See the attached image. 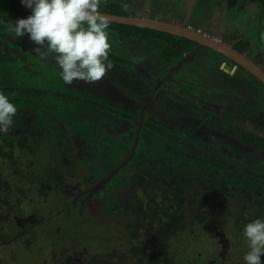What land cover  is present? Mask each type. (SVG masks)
I'll list each match as a JSON object with an SVG mask.
<instances>
[{
    "label": "flooded vegetation",
    "instance_id": "flooded-vegetation-1",
    "mask_svg": "<svg viewBox=\"0 0 264 264\" xmlns=\"http://www.w3.org/2000/svg\"><path fill=\"white\" fill-rule=\"evenodd\" d=\"M149 1H122V5H128L127 12L120 3L115 6L124 11L118 15L181 23L180 28L212 36L264 71V0H224L230 8L221 0ZM214 20H220L223 33L226 31L220 38L204 30ZM233 24L239 28L241 25L242 32H229ZM0 28L9 30V25L0 20ZM0 38L6 40L1 34ZM134 41L159 50L158 58L151 59L147 51L126 59L114 48L110 58H121L123 65H134L137 72L149 78L154 74H146L148 68L140 67L139 61L149 66V71L164 75L155 85L149 83L151 91L143 95L142 101H134L139 95L128 94L107 76L105 82L116 86L113 94L118 97H112V90L104 85L105 91L98 88L96 82L76 81L71 88L75 93L65 87L62 97L59 88L43 94L36 86H0V92L16 101L17 106L13 127L0 132V262L7 254L6 260L15 263L10 245L8 250L2 248L16 238L28 251L30 246L36 247L29 231L32 227L44 230L47 217L52 223L50 238L58 236L67 248L76 249L86 264H232L224 261L230 244L239 250L240 264H245L243 256L248 247L243 227L254 219H264V83L239 64L242 59L233 51L225 56L196 42L193 49L164 65L161 50L151 38ZM201 48L206 49V56L216 53L227 59L219 62V67L228 74L233 75L238 67L249 72L258 83L253 84L257 97L248 92L241 94V88L230 86L216 94L212 92L215 89H206L210 97H204L198 94L204 90L199 85L184 90L181 83L175 96L183 98L184 103L170 99L163 109L154 106L151 97L157 88L165 79L176 76L178 65L191 61ZM6 59L5 52L0 51V60ZM19 94L20 98L29 96V102L14 98ZM213 95L222 97L211 98ZM69 108L70 116L65 114ZM187 116L191 119L186 120ZM43 136L54 139L61 164L48 165V172L39 180L31 179L22 167ZM148 154L144 160L147 163L128 171L131 160ZM187 155H191L189 159ZM79 163L84 171L77 176L73 169ZM49 194L66 203L47 214L27 208L26 201ZM208 207L218 210L217 218ZM10 223L16 231L10 232ZM186 224L205 227L211 254L201 255L192 246L187 252L174 250L170 241L181 226L188 233L195 226ZM219 242L223 245L219 248L223 263L217 262L215 252ZM119 248L123 249L120 261L114 256ZM47 250L52 254L54 249ZM67 260V256L60 255L47 259L48 264H67Z\"/></svg>",
    "mask_w": 264,
    "mask_h": 264
},
{
    "label": "rangeland",
    "instance_id": "rangeland-1",
    "mask_svg": "<svg viewBox=\"0 0 264 264\" xmlns=\"http://www.w3.org/2000/svg\"><path fill=\"white\" fill-rule=\"evenodd\" d=\"M150 2L151 1L149 0H143L144 4H149ZM221 2L223 4L226 3V1L224 0H221ZM226 4H227L226 5L227 8H230L228 7L229 6L228 3ZM214 21L215 22H213L209 26H206L204 30L206 29L210 34H213L216 37L220 38L224 35V33H226V31H224L223 33V30L225 29L222 25H219V23L221 22L220 20H214ZM259 21H262L261 18H259ZM259 21L257 22V24L260 23ZM228 30L229 32L235 31L236 33L238 32L241 33L242 27L240 25L239 28L237 24H233L232 27L229 26ZM109 33H110L112 48L116 49V51L126 59H130V57L132 56L140 57L143 55L144 52L147 51L148 53L150 52L151 59L152 57L158 58L160 51L152 47L150 48L146 42L134 41L130 43H120L118 40V34L116 32H112L109 30ZM0 34L4 39L8 40L10 43L17 46L21 50L18 51L19 54L16 57L17 59L15 60H11V59H6L5 61L0 60V86L4 84H8V85L15 84L17 86L25 85L33 88L34 86H36L42 89L59 88V91H64L65 87H70V89H66V90L70 91V93L72 94L75 93L71 89L74 88V85L73 84L66 85L58 76V67L54 63L51 56L48 57L47 60L42 61L39 58V56L32 51L33 48L36 47V45H34L28 39L27 36L15 38L13 34L5 28L3 29L0 28ZM18 57L19 58L22 57V58L18 59ZM147 57L148 56H146V59ZM151 59L149 60L150 63H152ZM226 60L227 59L223 58L220 54H216V53L206 56V49L201 48L199 51H197L196 54L193 55L191 61L186 62V64L185 65L183 64L182 67H180L181 65H178L179 70L178 73H176V76H174L173 78L165 79L162 82V84L157 88V90L151 97V102L154 104V106H157L161 109H163V107L166 106V104H168L167 101L170 99L175 100L176 103H178L179 101L181 103H184L185 100L183 98L180 99L179 97L175 96V94H177L176 87H181V83L184 84L183 87L184 90L191 89L196 84L199 85L198 87H201L204 90L200 91L198 94L204 97H210L208 92H206V89L208 90L215 89V91L212 92L216 94V92H221L222 89H226L224 87L227 86H230L235 89L241 88V94L242 93L246 94V92H248L250 96L257 97V88L253 84H258V83L254 80L253 76L249 72H247L243 67H240L243 70H241L238 67L233 75L228 74L225 70L219 67L220 65L219 62L221 63ZM141 62L142 61H139L138 64L140 67L148 68V69L144 68V70L146 69L145 70L146 74L151 76L154 74L152 78H149L144 74L141 75L146 79V82L155 85L157 81L164 79L163 78L164 75L161 72L158 73L151 72L149 71V69L151 68L145 64H142ZM212 77H214L215 80L212 79ZM218 78L221 79L219 80ZM96 83L98 88L99 87L104 88L105 86L106 88H108L107 90H112V94L114 91V87H116L115 85H111L105 82L104 78ZM168 89H170V91ZM103 90L105 91V88ZM79 93H80L79 96L83 95L82 90L80 89H79ZM30 96L33 95L30 94ZM113 96L118 97L116 93L113 94L112 97ZM216 96L220 97L221 95H213L211 98H216ZM14 98H17L18 100L20 99L26 100L28 102L30 100L29 96L20 98V94L19 97H17V95H14ZM144 98H145L144 96H139V97L136 96V98H133V100L142 101ZM10 101L12 103L16 102L13 101V99ZM32 104L33 102H31L30 105ZM48 105L52 107V105H50V102L48 103ZM57 110L60 111L61 108H57ZM65 114L69 116L70 114L72 115V110H70L69 108L68 111L65 112ZM195 114H196V109L194 108L193 115ZM190 119L191 118H189L188 116L186 117V120H190ZM189 127L194 132H198L196 131L195 128H192L190 124ZM193 136L195 137V135ZM123 146L124 145L122 144V147ZM121 149L119 151H122ZM158 153L159 152H157V154ZM58 154H59L58 146L55 144L54 139L48 140L47 137L43 136L40 139L39 143L36 145V149L32 153V155L26 157V162L22 168L27 170L26 172L27 177L31 179L39 180L43 174H46L48 172V170L46 169V167L47 168L49 167L48 165L54 166L56 164L57 165L61 164V160L59 159ZM148 156L150 155L148 154L146 156L135 157L133 160L129 162L126 168H128V171L130 172L131 170H135L138 167H141V165L147 163L144 160L148 159L149 158ZM190 156L191 155H187L186 158L189 159ZM240 161L243 164H245V161L243 159H240ZM62 166H64L63 163ZM73 171L77 176H79L80 173L84 171L82 164L79 163L77 166H74ZM123 184H125V182H123ZM12 191L14 192V190ZM12 191L11 194H13ZM39 197L40 196L38 195L34 197L33 200L26 201L27 208L33 209V211H36L39 214H47V212L51 211L57 205H62V204L64 205L66 203L61 199H59V197L54 194H49L46 197H41V198ZM107 206L109 207V204ZM207 210L210 211V214L214 216V218H217L218 210L214 209L213 207H208ZM13 212L17 213V210L14 209ZM49 219H47V217L44 219L46 223V228H44V230L38 227H32L31 230L29 231L31 234H33L32 236L35 239L34 242L36 244V247L30 246L29 247L30 249L28 251L24 248L22 244L23 241L21 242L20 239L16 238L15 240L7 243L5 245L6 248L5 247L2 248L3 250H8L11 247L12 251H14L15 263L14 261L10 262L6 260L7 259V254H6L5 256H3L4 262H0V264H48L47 259L51 258V256L54 255H60L61 257L67 256L69 258V260H67V264H86L85 262H83L82 258L78 257V251L76 249L67 248L65 242L62 244V241L58 236L54 237V239L50 238V236L52 235L51 234L52 223L50 222ZM219 220L220 218H218V221ZM227 224L228 222L226 223V226ZM194 225L186 224V226H194V228H192L189 233L185 230V228H182L181 226V230H179L177 235L172 237L170 244H173L174 250L177 251L182 250L187 252V249L192 246L196 248L197 252L200 253L201 255L211 254L212 245L210 246L208 244L210 242V237L207 234L205 227L203 225L202 226L196 224ZM7 227L11 230L10 232L16 231L15 227L14 228L12 227V223L8 224ZM228 232H229V228L225 230L226 234ZM8 234L9 233H5V236H7ZM52 241L53 243H51ZM9 245L10 247H8ZM47 248L54 249L53 253L49 254ZM219 248H223L221 242H219L218 247H216L217 251L215 252L218 253L217 262L223 263ZM121 251H123V249L119 248L117 252L114 254V256L118 258L119 261H120L119 253ZM224 256H226L224 261L232 264H236V263L240 264L239 250L238 249L235 250L233 245L230 244L228 246L227 253H225Z\"/></svg>",
    "mask_w": 264,
    "mask_h": 264
},
{
    "label": "clouds",
    "instance_id": "clouds-1",
    "mask_svg": "<svg viewBox=\"0 0 264 264\" xmlns=\"http://www.w3.org/2000/svg\"><path fill=\"white\" fill-rule=\"evenodd\" d=\"M102 0H20L31 10L26 18L9 25L15 38L24 37L36 45L33 52L43 60L52 57L58 76L66 85L76 81L95 83L103 79L113 63L110 22L100 11ZM125 12L128 5H122ZM17 107L0 92V132L14 125ZM248 251L245 264H264V219H254L242 231Z\"/></svg>",
    "mask_w": 264,
    "mask_h": 264
},
{
    "label": "trees",
    "instance_id": "trees-1",
    "mask_svg": "<svg viewBox=\"0 0 264 264\" xmlns=\"http://www.w3.org/2000/svg\"><path fill=\"white\" fill-rule=\"evenodd\" d=\"M122 1L124 0H102L101 10L109 13L124 14V11L116 9L115 6L116 3L121 4ZM30 14L31 10L24 7L20 3V0H0V20L2 22L8 23V25L12 24L19 18H26ZM109 22V30H114L118 34V40L120 43L121 41L130 43L135 38L140 40L144 38H151L152 44L161 50L160 59L164 65H168L183 52L190 51L193 49V47H195V45H197L196 42L190 39L177 37L170 33L159 30L142 28L111 21ZM0 51L5 52L9 59L14 60L19 54L18 51L21 50L12 43L0 38ZM110 57L111 55L109 56V59L113 63V67L108 71L106 76L117 86L125 90L128 94L135 96H143L151 91L150 84L146 82V79L143 76H141L143 74L137 72L134 65H132V67H130L129 64L123 65L121 63V58ZM116 59L118 60L115 61ZM48 90L49 89H39V91L43 92V94L50 93ZM63 92L64 91H59L58 94L62 97ZM70 97L73 98V96ZM180 106L182 107L181 109L188 111L187 107H183L182 105Z\"/></svg>",
    "mask_w": 264,
    "mask_h": 264
},
{
    "label": "water",
    "instance_id": "water-1",
    "mask_svg": "<svg viewBox=\"0 0 264 264\" xmlns=\"http://www.w3.org/2000/svg\"><path fill=\"white\" fill-rule=\"evenodd\" d=\"M101 13L105 15L107 19L111 22L123 23V24L135 25V26H144L163 32H170L178 36L193 40L199 44L206 45L212 49H215L216 51L220 52L225 56H230V54L233 51L236 55L239 56L238 58H241L243 60V61L238 60L239 64H241V66H243L251 74H253L256 78H258L261 82L264 83L263 70L257 68L256 64H254L250 59L243 58V56L240 53L232 49L229 45L221 41H218L216 38L212 36L211 37L207 36L205 34L198 32V30H192L188 27L183 26V28H180L182 27L180 26L181 23L172 24L166 21L150 19L147 17L123 16V15L105 13V12H101Z\"/></svg>",
    "mask_w": 264,
    "mask_h": 264
}]
</instances>
